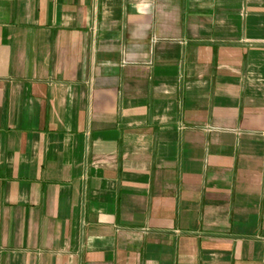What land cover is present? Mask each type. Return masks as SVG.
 Segmentation results:
<instances>
[{
    "label": "crops",
    "instance_id": "crops-1",
    "mask_svg": "<svg viewBox=\"0 0 264 264\" xmlns=\"http://www.w3.org/2000/svg\"><path fill=\"white\" fill-rule=\"evenodd\" d=\"M0 264H264V0H0Z\"/></svg>",
    "mask_w": 264,
    "mask_h": 264
}]
</instances>
